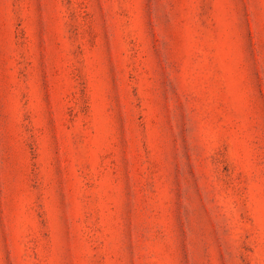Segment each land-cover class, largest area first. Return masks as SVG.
Wrapping results in <instances>:
<instances>
[{
    "label": "rangeland",
    "instance_id": "1",
    "mask_svg": "<svg viewBox=\"0 0 264 264\" xmlns=\"http://www.w3.org/2000/svg\"><path fill=\"white\" fill-rule=\"evenodd\" d=\"M0 264H264V0H0Z\"/></svg>",
    "mask_w": 264,
    "mask_h": 264
}]
</instances>
